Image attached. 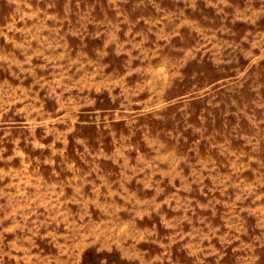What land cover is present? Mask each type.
<instances>
[{
  "label": "rangeland",
  "instance_id": "374dc122",
  "mask_svg": "<svg viewBox=\"0 0 264 264\" xmlns=\"http://www.w3.org/2000/svg\"><path fill=\"white\" fill-rule=\"evenodd\" d=\"M0 264H264V0H0Z\"/></svg>",
  "mask_w": 264,
  "mask_h": 264
}]
</instances>
